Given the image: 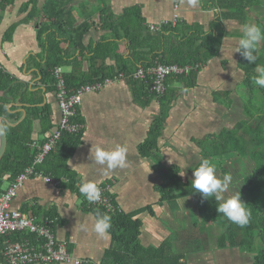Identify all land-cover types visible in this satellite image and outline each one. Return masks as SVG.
I'll list each match as a JSON object with an SVG mask.
<instances>
[{
  "label": "trees",
  "instance_id": "trees-1",
  "mask_svg": "<svg viewBox=\"0 0 264 264\" xmlns=\"http://www.w3.org/2000/svg\"><path fill=\"white\" fill-rule=\"evenodd\" d=\"M15 1L1 0V10ZM75 1L44 0L39 5V0H27L24 4L26 9L31 8L26 19L40 20L37 39L42 53L45 54V61L44 66L39 69L41 82L48 90L56 89L53 76L55 66H70V70L63 74L67 88L74 89L85 83L113 77L119 72L131 73L139 66L153 65L156 61L165 64L201 65L200 68L191 70L188 74L167 76L166 90L159 97H155L149 91V85L145 80H127L133 101L138 106L145 107L153 99H157L160 106L158 113L150 121L146 137L137 145V151L141 157L152 156L154 163L160 164L162 158L157 153L158 140L162 135L170 105L182 89L196 85L201 68L209 59L218 55L225 36L224 20L235 19L242 23L248 18L252 7H256L261 0H205L203 6L215 11L209 28L205 29L198 22L189 23L178 18L174 25L167 22L155 31L148 28L140 5L126 6L120 13H115L109 1L100 0L92 10L83 11L87 8V5L83 4L82 10L78 11V17H76L73 15ZM79 19L83 20L79 22ZM255 24L264 27L263 22L258 19ZM92 26H98L109 35L101 36L98 40L85 44L84 37ZM14 28L15 24H12L4 33L3 39L9 40ZM120 40L126 43V54H120L118 51ZM62 42L67 45L62 46ZM255 54L257 55L255 64H248L247 61L240 64V54L238 58V67L243 72L242 82L247 93L251 92L249 96L253 97L255 102L252 110L244 109L248 120H239L230 129H223L216 134L208 133L194 140L200 148L201 159L211 158L212 161H218L219 158L222 161L226 157L233 156V161L243 160L241 162L243 164L247 161L252 162L250 170L241 176V182L238 179L234 182H240L237 185L241 200L251 210L250 223L241 228L217 213L216 205L219 202L214 198L203 199L198 192H193L191 179L184 180L181 177V168L177 164L167 167L163 172L164 181L154 187L159 193L160 202L175 201L177 206L178 199L194 197L200 223H202L201 230L207 231V222L209 219L213 220L217 226L213 228L215 246L230 247L242 254H252L251 261L245 264H264V89L256 86L252 80L256 66L264 65V42H261ZM108 59L113 62L108 63ZM83 61L87 62L85 68ZM176 83L180 85L176 86ZM22 88V82L16 81L12 74L0 68V116L10 123L17 122L20 113L12 112L14 108L12 106L8 107L9 96L15 99ZM229 93L225 90L215 91L214 99L222 98ZM40 97L21 98L28 104L25 106L26 116L15 125L4 122L7 146L0 160V194L7 188L4 184L9 185L32 163L33 152L30 147L33 141L34 121L40 119L44 131L51 126L48 106L37 105ZM81 118L76 110L73 120L83 124ZM83 130L82 128L79 132H63L57 145L37 168L54 178L67 179L59 187L74 192L82 199V207L91 211L94 216L97 210L111 216L112 227L108 231L111 245L104 251L99 264H182L184 254L172 250L170 239H165L158 246L141 244L139 235L142 221L135 217L139 211L108 213L101 207H89V203L79 192L81 182L68 166L69 158L82 143ZM208 135L213 141L207 147L212 146V148L206 147ZM217 175L223 177L221 172ZM20 210L33 215H44L42 218L57 217L53 209H44L36 203L33 205L24 203ZM142 210L153 213L150 205ZM7 238L11 241L18 240L19 233ZM4 239L5 237L0 236V258H4L2 254ZM195 240L198 238L196 237ZM256 240L259 241L258 247Z\"/></svg>",
  "mask_w": 264,
  "mask_h": 264
},
{
  "label": "crops",
  "instance_id": "crops-1",
  "mask_svg": "<svg viewBox=\"0 0 264 264\" xmlns=\"http://www.w3.org/2000/svg\"><path fill=\"white\" fill-rule=\"evenodd\" d=\"M26 1L16 0L0 14V65L12 74L16 81L23 84L20 94L15 97L16 100L9 96L8 107H14L12 112H19L20 118L26 116L25 106L28 104L21 100L23 97L31 99L41 96L37 105L48 106L51 126L44 131L40 119L35 120L33 124V141L40 143L58 123L60 110L55 91L48 90L41 82L39 68L44 66L45 54L42 53L37 39L40 20L26 19L31 9L25 8ZM43 1L39 0V5ZM99 1L76 0L73 15L78 17V11L83 4L87 5L83 11H87L94 9ZM107 1L112 5L115 13H120L126 6L140 5L147 26L162 19H170L176 12L178 18L189 23L198 22L207 29L212 24L215 12L214 9L203 6L205 0H198L196 6H191L188 0ZM175 4L178 5L177 8H174ZM12 24H15V28L11 38L3 39L4 33ZM224 25L225 36L218 55L209 59L201 68L194 87L180 91L166 113L164 129L158 140L157 153L162 158L160 164L154 163L152 156L141 157L137 151V145L146 137L152 117L159 111L157 99H153L145 107H140L133 101L132 91L127 81H114L98 91L84 94L81 104L77 107L83 120L84 130L82 143L69 158L68 166L76 173L79 182L88 180L96 184L109 183L114 199L123 212L139 211L135 217L142 221L139 239L144 246H158L165 239H170L172 246L179 244L180 231L173 230V220L181 214L182 203L191 201L194 197L180 198L176 201L178 204L176 206L175 201L160 202L159 193L154 187L164 181L163 172L172 164L180 166L181 174L183 173L186 163L182 168L175 155L179 154L182 157L185 154H201L194 140L220 128L221 121L217 122V118H222L219 112L223 106L219 102L223 101V98L214 99V92L225 90L231 93L232 86L243 78V72L242 70L240 72L238 67L239 53L231 54V51L242 34L241 28L244 24L235 19H226ZM239 30L240 34H238ZM108 35L107 31L98 26H92L84 37V43L89 44L101 36ZM61 45L67 44L62 42ZM118 51L120 54L127 53L125 41H119ZM107 62L111 63L113 60L108 59ZM83 65L85 68L87 62L83 61ZM229 65L232 67L230 68ZM66 67L65 70L61 67L63 73L70 70V66ZM179 85L176 83V86ZM116 145L127 147V167L106 172L103 166L96 164L92 159V150L96 146L111 149ZM30 148L34 152V148L32 146ZM186 169L192 172L194 168L187 165ZM181 177L184 180L191 179L184 178L183 175ZM7 186L6 183L5 188ZM24 203L28 205L36 203L44 209H53L57 213V217L51 224L54 235L58 239L67 240L68 250L77 257L90 258L99 264L104 251L111 245L110 235L100 238L91 231L95 216L82 207V199L74 192L47 183L41 178L31 177L18 189L10 207L20 210ZM148 205L151 206L153 213L142 210ZM26 214L34 216L37 220L44 216ZM81 225H86L88 230L82 229ZM200 226L202 225H199V230L202 229ZM193 227L197 226L193 225ZM201 231L202 234L207 232ZM174 234L177 237L171 240ZM214 249L220 250L212 246L211 250ZM183 260L185 262V257ZM0 264H4L3 258H0Z\"/></svg>",
  "mask_w": 264,
  "mask_h": 264
},
{
  "label": "built area",
  "instance_id": "built-area-1",
  "mask_svg": "<svg viewBox=\"0 0 264 264\" xmlns=\"http://www.w3.org/2000/svg\"><path fill=\"white\" fill-rule=\"evenodd\" d=\"M177 6L175 4L174 8H177ZM1 9L2 7L0 6V14L2 12ZM177 20L178 15L175 12L172 18L148 24V28L155 31L162 24L171 22L174 25ZM200 67V64H165L156 61L153 65L139 66L131 73L119 72L113 77L85 83L74 89L67 88L61 67H54L55 95L60 110V119L52 129L53 131L42 142H31V146L34 148L32 163L10 182L5 191L0 194V236L5 237L2 250L4 264H98L90 258L77 257V255L69 251L67 248L68 241L58 239L54 235L51 227L52 218L45 217L37 220L34 216L11 208L10 204L13 198L16 196L18 189L31 177L41 178L45 182L56 186H60L63 181L67 180L45 174L42 170H38L37 166L43 163L47 154L57 145L63 132L73 133L82 130L83 124L73 120V117L77 107L81 104L84 94L98 91L114 81L143 79L149 85V91L155 97H159L166 90L165 79L167 76L188 74L191 70H196ZM0 68H2L1 65ZM97 185L101 190L100 199L94 204L89 203V207H101L108 213L121 212L122 209L116 203L111 192V185L106 182ZM15 233H19L18 240L11 241L7 238V236Z\"/></svg>",
  "mask_w": 264,
  "mask_h": 264
},
{
  "label": "rangeland",
  "instance_id": "rangeland-1",
  "mask_svg": "<svg viewBox=\"0 0 264 264\" xmlns=\"http://www.w3.org/2000/svg\"><path fill=\"white\" fill-rule=\"evenodd\" d=\"M257 19L264 24V0H261L256 7H252L248 18H246L242 24L255 23ZM238 34H240V30L238 31ZM260 44L261 43L258 44L257 48L260 47ZM245 61L247 60L240 55V64H244ZM229 66L230 68L232 67L231 65ZM63 68L64 70L67 69L66 66ZM239 71L241 72L240 68ZM250 94L251 92L247 93V90L241 79L236 85L232 86V91L229 95L222 96L223 101L219 102L223 106V109L219 112L222 118H217V122L219 120L221 121L219 130H216L217 132L223 129H230L234 123L239 120H248V117H246L247 114L244 113V109L246 108L252 110V107L255 104L254 98L250 97ZM260 100L263 102L261 97ZM216 131L211 132L212 134H216ZM211 141H213V139H211L208 135L206 139V147L207 145H210ZM207 148H212V146ZM185 155L181 157V155L178 154L174 157L178 158V162L181 164L182 168L183 164L186 163V165L184 164L182 174L184 178H191L192 172L187 171V165L192 168L198 166L201 155L194 153ZM233 158V156L226 157V159L224 158L222 161L219 160V158L218 161H212L211 158H207L216 165L217 174L221 172V175L231 174L233 177L232 186H230L228 192L223 194L225 197L230 196L239 190V186L237 184H240L242 180L241 176L245 172L249 171L252 166V162L244 161L246 163L243 164L241 163L243 160H239L240 162L234 160V162ZM237 179L240 182L238 181V183H234ZM5 185L6 184H4V187ZM195 206V199L188 202L184 201L180 206V210L182 208L181 214L178 215V218L173 220L174 225L172 227L175 228H173V230L180 231V242L179 244L176 242L177 245L174 244L172 246V250L175 252L182 251L181 253H183L185 257V262L182 264H245L250 262L252 254H242L234 248L224 247L219 248L221 251L217 249L211 250L212 246L216 248L214 245L213 228H217V226L213 220L209 219L207 222V235L205 236V234H202V231L199 230V225L202 223L199 222L200 218L198 217L199 214L197 210H195L197 209ZM193 225L197 227H193ZM175 237H177L176 234L171 237V240H173ZM196 237L198 240H195ZM258 245L259 241L256 240V246L258 247Z\"/></svg>",
  "mask_w": 264,
  "mask_h": 264
},
{
  "label": "clouds",
  "instance_id": "clouds-1",
  "mask_svg": "<svg viewBox=\"0 0 264 264\" xmlns=\"http://www.w3.org/2000/svg\"><path fill=\"white\" fill-rule=\"evenodd\" d=\"M191 6H196L198 0H188ZM242 34L234 43L231 54L239 53L248 64H255L257 61L256 50L259 43L264 42V27L255 23H246L242 26ZM252 80L256 86L264 89V65H257L255 75ZM92 159L96 164L103 166L107 171L117 168L127 167V147L116 145L111 149L96 146L92 150ZM105 172V174H106ZM183 175V174H181ZM191 187L193 192H198L203 199L214 198L219 203L216 205L217 213H220L229 222L244 228L251 220V210L247 204L241 200L239 191L225 197L223 194L228 192L233 184L231 174L223 177L217 175L216 165L207 158H202L198 166L192 169ZM80 194L90 204L96 203L101 196L99 186L93 182L84 180L79 185ZM112 227V218L107 213L96 211L91 231L98 237L103 238L108 235ZM81 228L88 230L86 225Z\"/></svg>",
  "mask_w": 264,
  "mask_h": 264
},
{
  "label": "water",
  "instance_id": "water-1",
  "mask_svg": "<svg viewBox=\"0 0 264 264\" xmlns=\"http://www.w3.org/2000/svg\"><path fill=\"white\" fill-rule=\"evenodd\" d=\"M12 100V98H11ZM23 118H20L17 122L15 123H10L7 120H5L3 117L0 116V160L2 158V156L5 153L6 150V146H7V131H5V126H4V122L7 124H11V125H15L17 123H19V121H21Z\"/></svg>",
  "mask_w": 264,
  "mask_h": 264
}]
</instances>
